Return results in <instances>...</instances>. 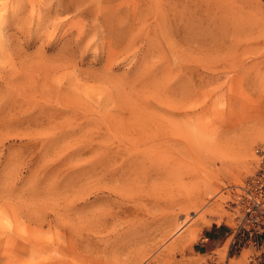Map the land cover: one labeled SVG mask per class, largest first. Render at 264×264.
Instances as JSON below:
<instances>
[{"label": "rangeland", "instance_id": "rangeland-1", "mask_svg": "<svg viewBox=\"0 0 264 264\" xmlns=\"http://www.w3.org/2000/svg\"><path fill=\"white\" fill-rule=\"evenodd\" d=\"M257 145L264 0H0V264H201Z\"/></svg>", "mask_w": 264, "mask_h": 264}, {"label": "crops", "instance_id": "crops-1", "mask_svg": "<svg viewBox=\"0 0 264 264\" xmlns=\"http://www.w3.org/2000/svg\"><path fill=\"white\" fill-rule=\"evenodd\" d=\"M230 234L232 239L227 246V257L221 260L215 251L226 247V238ZM193 247L198 254L214 253L201 264H264V233L249 236L225 221L205 226Z\"/></svg>", "mask_w": 264, "mask_h": 264}, {"label": "built area", "instance_id": "built-area-1", "mask_svg": "<svg viewBox=\"0 0 264 264\" xmlns=\"http://www.w3.org/2000/svg\"><path fill=\"white\" fill-rule=\"evenodd\" d=\"M256 168L236 191L234 204L239 214L235 228L249 236L264 233V146L254 148Z\"/></svg>", "mask_w": 264, "mask_h": 264}]
</instances>
